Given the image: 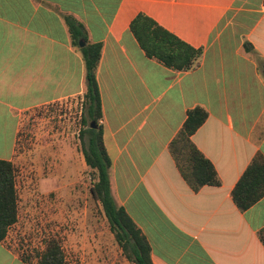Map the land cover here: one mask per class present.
I'll list each match as a JSON object with an SVG mask.
<instances>
[{"label": "crops", "instance_id": "0c3cea01", "mask_svg": "<svg viewBox=\"0 0 264 264\" xmlns=\"http://www.w3.org/2000/svg\"><path fill=\"white\" fill-rule=\"evenodd\" d=\"M140 13L202 48L200 65L175 71L148 58L130 30ZM67 16L103 45L97 80L112 195L153 263L264 264V197L246 211L232 198L264 155V0H0V159L13 160L24 114L82 100L85 66ZM196 106L208 118L191 139L221 181L197 192L169 149ZM7 238L0 264H27Z\"/></svg>", "mask_w": 264, "mask_h": 264}, {"label": "trees", "instance_id": "16d2710c", "mask_svg": "<svg viewBox=\"0 0 264 264\" xmlns=\"http://www.w3.org/2000/svg\"><path fill=\"white\" fill-rule=\"evenodd\" d=\"M72 46L78 50L85 66V91L81 97V121L85 128L80 131L83 154L91 169L94 184L91 193L102 205L103 211L125 258L133 264H154L151 246L129 216L112 195L110 169L112 160L104 144V129L100 124L103 116L97 72L102 57V43H91L85 26L72 16L65 18ZM130 30L146 56L175 71H189L200 65L202 48H194L173 33L160 26L149 16L140 13L130 25ZM84 41L85 45L80 46ZM249 52L253 48L245 44ZM207 111L196 106L187 112L186 121L171 141L170 152L176 166L195 192L203 186H219L221 181L214 165L192 142V136L205 123ZM92 122L97 127L92 128ZM264 197V155L257 153L232 191V198L241 211H246ZM19 219V198L16 185V168L12 161L0 159V242ZM264 244V229L259 233ZM27 264H67L65 251L58 238L45 240L44 248L36 251L34 258L20 256Z\"/></svg>", "mask_w": 264, "mask_h": 264}, {"label": "rangeland", "instance_id": "374dc122", "mask_svg": "<svg viewBox=\"0 0 264 264\" xmlns=\"http://www.w3.org/2000/svg\"><path fill=\"white\" fill-rule=\"evenodd\" d=\"M82 102H63L26 113L12 162L19 219L7 242L34 258L46 239L61 241L67 264H133L112 233L83 154Z\"/></svg>", "mask_w": 264, "mask_h": 264}, {"label": "water", "instance_id": "95a60500", "mask_svg": "<svg viewBox=\"0 0 264 264\" xmlns=\"http://www.w3.org/2000/svg\"><path fill=\"white\" fill-rule=\"evenodd\" d=\"M84 45H85V42L84 41H81L80 42V46L83 47ZM91 127L92 128H96L97 127L96 123L95 122H92V126Z\"/></svg>", "mask_w": 264, "mask_h": 264}]
</instances>
